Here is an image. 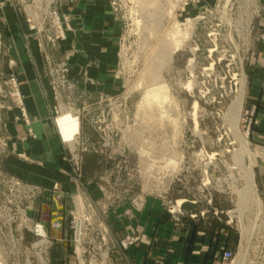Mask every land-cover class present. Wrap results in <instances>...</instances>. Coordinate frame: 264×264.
<instances>
[{
	"label": "rangeland",
	"instance_id": "obj_1",
	"mask_svg": "<svg viewBox=\"0 0 264 264\" xmlns=\"http://www.w3.org/2000/svg\"><path fill=\"white\" fill-rule=\"evenodd\" d=\"M142 1L109 0L116 31L109 35L110 58L105 65L107 73L101 76L77 74L73 60L76 45L73 42L67 47L64 42L73 30L69 10L77 0L55 3L68 23L64 36L54 43L47 37H55L59 31L56 17L51 16L49 25L39 31V39L24 18L30 9L41 14L47 0L1 2L3 9L7 5L15 7L16 16L23 21L14 28L4 16L0 27V131L12 148L10 127L27 124L10 77L14 74L19 80L22 53H29L40 83L49 87L47 105L54 127L55 117L67 107L69 110L58 117L65 112L79 114L89 146L80 153L79 176L62 155L59 172L75 189L69 194L63 235L47 229L53 242L48 248L52 264H108L112 242L103 237L100 218L86 206L85 196L92 197L109 225V209L125 200L126 189L134 205L139 206L141 193L166 188L172 177L175 182L169 199H208L207 210L215 212L217 208L229 220L233 217L230 223L242 231L238 200L245 178L235 163L245 144L235 139L227 120L239 96L242 73L247 81L240 129L250 148L245 161L252 162L256 191L262 201L259 213L257 205H250L244 224L250 228L255 222L258 234L264 238V136L259 133L264 130L259 116L264 111V0H192L183 10L174 0ZM160 52L164 53L161 62ZM157 65L161 66L159 75L149 76L152 81L148 75ZM20 86L19 80L27 111ZM27 117V125H31L28 111ZM33 133L29 136L38 139L39 135ZM19 136L21 140L30 139L24 132ZM11 155L4 158L5 165ZM60 189L51 190L61 198L64 192ZM80 194L83 203L79 202ZM76 202L82 207L80 220ZM79 221L82 237L77 242L74 226ZM61 223V228H53L62 229ZM24 234L19 241L0 237L3 264H26L28 255L33 264H41L40 255L31 247L39 240L30 232ZM60 247L66 250L57 254Z\"/></svg>",
	"mask_w": 264,
	"mask_h": 264
},
{
	"label": "crops",
	"instance_id": "obj_2",
	"mask_svg": "<svg viewBox=\"0 0 264 264\" xmlns=\"http://www.w3.org/2000/svg\"><path fill=\"white\" fill-rule=\"evenodd\" d=\"M2 1L0 27L6 16L11 26L17 28L23 20L16 16L15 7L7 5L3 9ZM69 11L73 30L68 32L64 42L67 47L73 42L76 45L73 57L76 73H88L90 76L107 73L105 65L110 58L109 35L116 31L109 0H77ZM15 37L20 38L17 35ZM28 54L22 53L19 80L32 124L22 122L10 127L13 133L12 155L7 159L6 167L18 177L47 188L44 195L31 204L30 214L42 221L50 232L55 230L63 235L70 206L69 194L74 192L75 186L59 172V166L63 163V145L50 118L51 110L47 105V92L50 93V90L48 85L45 87L40 83L32 56ZM35 60L39 62V57L35 56ZM92 61L96 64L88 63ZM259 116L264 124V111ZM29 127L39 135L38 139L29 136ZM22 132L30 139L21 140L19 135ZM259 133L264 136V130ZM55 183L64 192L61 198L51 190ZM95 194L97 196L99 192ZM78 198L81 200L82 195ZM140 199L139 206H135L132 199L127 197L109 209L108 222L115 239L121 241L127 235L135 234L140 240L127 248L112 249L108 264H205L224 248L235 249L238 244V229L217 208L215 212L207 210L210 203L208 199L170 198L172 201H181L183 212L179 214V220H175L168 210V195L144 192L140 194ZM257 210V213L262 210V201ZM60 221L63 222V228H53V224ZM256 227L255 222L250 228L246 226L247 234L244 237L248 243ZM59 250L57 254H61L66 247H60Z\"/></svg>",
	"mask_w": 264,
	"mask_h": 264
},
{
	"label": "built area",
	"instance_id": "obj_3",
	"mask_svg": "<svg viewBox=\"0 0 264 264\" xmlns=\"http://www.w3.org/2000/svg\"><path fill=\"white\" fill-rule=\"evenodd\" d=\"M47 1L48 5L45 6V9L41 14H35L30 9L29 11H26L24 18H27L26 21L29 23V27L34 30L37 39H39L41 35L39 31L47 27V24L49 25V20L52 17H56V22L59 31L55 37L48 36L47 41H51L52 43L56 41L59 42L60 38L64 36V32L66 30L64 27L67 26V24L65 23H68V21L66 20V18H62L58 7L55 6V3L58 0ZM174 1L179 3V5H182L183 10L187 5L190 4L188 2H191L192 0ZM66 70L67 69L62 70L63 76ZM10 81L14 86V92L18 107L21 109L22 116L25 117L27 124H29V119L27 117V111L24 103V97L19 90V80L17 76L13 74L10 77ZM66 110L69 109L66 107L63 111ZM63 111L61 110L60 114ZM72 113L78 120L79 127L76 133L74 134V137H72L70 140L62 136L60 129L56 125L57 118L60 114L55 117L54 123L58 136L64 145V159L70 162L73 172L75 173V175H78V171L80 169V153L84 152L85 150H89V146L87 144V140H85V135L82 133L80 115L75 114L74 112ZM29 134L34 136V133L30 128ZM11 152V147L7 138L4 136L3 132L0 131V237L4 235L8 237L10 236L12 239L16 238V240L19 241L25 238V232H30L34 234L39 241L35 242L31 247L35 249L38 255H40L39 263L52 264V260H50L48 257V248L51 247L53 242L49 236L48 230L45 227L44 223L38 221L30 214L31 204L36 200L37 197L42 196L47 191V188L36 183L26 181L10 172L5 165L4 158L9 156ZM80 179L81 178L78 177L77 185L81 188ZM174 182L175 179L174 177H172L169 182L170 185H167L166 188L160 187L153 191V193H158L160 196L168 195L170 190H172ZM52 188L58 190L59 184L55 183ZM125 194L126 195L123 197V199L128 197V195L130 194V190L126 189ZM115 199L116 197L113 198L112 202H114ZM83 201L84 198L82 196V199L79 200V202L83 203ZM139 201L141 203L142 199H140ZM76 203L78 204L76 206V215H79L77 219L80 220V212L82 207L79 205L78 202ZM85 204L86 206L90 207L92 211L97 213L98 217L100 218L99 226L103 228L102 235L104 238H108L110 239L109 241L112 242V246L110 249L111 251L112 249H115L117 247L127 248L140 240V237L135 234L127 235L121 241L116 240L111 227L108 225L107 222H105V219L103 218L99 207L91 196H85ZM135 204L138 205L136 202ZM167 204L169 212L174 216L175 220H179V214L183 212L181 208V202L179 203V201L177 200L171 201L169 199ZM230 220L232 221L233 217H231ZM53 226L56 228H61L62 223L61 221L55 222ZM74 228L75 240L79 242L81 241L82 237V224H80V221L75 223ZM258 229L259 227L255 229L248 245L246 238L243 237L242 231L239 230L241 238L239 239L236 248H224L221 252L215 254L213 258L205 264H264V238L258 235ZM240 253L242 254L239 256ZM27 257L28 259L26 260V264H33L30 259V256L28 255ZM0 264H3L2 259H0Z\"/></svg>",
	"mask_w": 264,
	"mask_h": 264
},
{
	"label": "bare ground",
	"instance_id": "obj_4",
	"mask_svg": "<svg viewBox=\"0 0 264 264\" xmlns=\"http://www.w3.org/2000/svg\"><path fill=\"white\" fill-rule=\"evenodd\" d=\"M142 2H144V0ZM144 6H146V5H144ZM163 58H164V53H161V55L158 56V60L161 62L163 60ZM159 67H161V66L157 65V66L152 67L153 70L150 69L152 71H150L151 73L148 72V74L150 73L148 75V77L150 76L151 78H155V77L158 78L157 75H159V69H160ZM151 78H150V80L154 81ZM246 81H247L246 75H245V73H242V76L239 79V82L241 85L239 88V96H237V100L234 103L231 112L227 115L229 130L231 132H233L235 139L238 142H244V144H245V147L242 148L240 150V152L238 153L237 161L235 163V167L239 168L241 171H243V175L245 178V186L240 190L241 194L239 193L240 198L238 200L239 218H240L242 233L244 232L243 236H245V234H247V231H246L247 229H246V226L244 224V217H245L246 211L251 207L250 205L252 203L257 205L258 209L261 206V201H260L258 194H257V191H256L255 172H254V169H253L252 164H251L252 162H250V164L249 163L247 164L245 161L246 157L250 156L249 143H248L247 138L244 136V134H242L241 129H240V118H241V112H242L243 104H244V97H245V91H246L245 90L246 89ZM189 87H191L190 83L188 84V88ZM150 91H151V89L148 92H150ZM154 96H157V94H155V92H154ZM196 107H197V103H195V108ZM194 114H196V113L194 112ZM194 116H196V115H194ZM77 121L78 120L75 118L74 114L70 113V112H65L60 117L57 118L56 125L60 129L61 134L64 138L70 139V136L74 135V133L76 132V130L78 129V126H79L76 123ZM194 121H195V119H194ZM180 202L181 201H179V203Z\"/></svg>",
	"mask_w": 264,
	"mask_h": 264
}]
</instances>
